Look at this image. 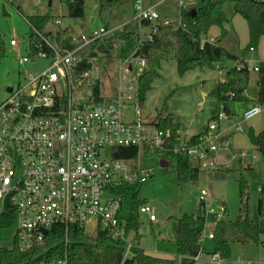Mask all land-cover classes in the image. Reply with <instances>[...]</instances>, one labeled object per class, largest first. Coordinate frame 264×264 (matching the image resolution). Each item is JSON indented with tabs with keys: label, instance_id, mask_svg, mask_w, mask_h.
<instances>
[{
	"label": "built area",
	"instance_id": "obj_1",
	"mask_svg": "<svg viewBox=\"0 0 264 264\" xmlns=\"http://www.w3.org/2000/svg\"><path fill=\"white\" fill-rule=\"evenodd\" d=\"M136 10V20L153 23L152 33L156 32L157 23L170 22L160 19L154 6L144 7L141 0L137 1ZM55 23L61 27V17ZM109 32L100 27L90 33H74L71 47L63 39L42 36L45 48L33 51L29 47V54L20 62L42 58L49 60L50 66L35 75L29 73L24 82L8 88L7 98L0 102V220L13 219L14 244L21 252L42 253L49 231L55 227L64 231V257L34 264H69L66 248L73 226L83 228L88 235H94L101 227L112 240L123 241L124 258L130 256L137 243L129 239L125 224L120 221L123 196L116 189L122 184H143L152 176V169L138 163L142 150L145 154L171 150L187 155L207 172L228 168L210 156L230 144L218 133L217 122L208 123L199 140L191 143L190 138L181 136V129L174 131L143 120L137 102L136 118L123 119V106L139 99V89L133 84L120 86L111 96L101 91L95 95L94 87L99 81L98 48ZM146 38H152L151 32ZM10 44L17 46V39H11ZM249 51L253 53L255 48L250 47ZM130 57L126 58L129 70ZM138 64L145 67L146 61L139 59ZM254 69L259 70L257 65ZM260 112L261 107L254 105L244 112V120ZM226 116V111L221 110L214 119L219 121ZM243 130V126L237 127V131ZM173 138L178 142L168 148ZM117 147H139L140 151L136 158H121L115 156ZM241 156L246 158V152ZM205 194L202 190L199 198L203 211L207 208ZM139 210L155 220L149 204L141 205ZM223 217L224 213H218V219ZM209 237L213 238V233ZM181 259L176 257L177 264ZM214 259L221 258L214 254Z\"/></svg>",
	"mask_w": 264,
	"mask_h": 264
},
{
	"label": "rangeland",
	"instance_id": "obj_2",
	"mask_svg": "<svg viewBox=\"0 0 264 264\" xmlns=\"http://www.w3.org/2000/svg\"><path fill=\"white\" fill-rule=\"evenodd\" d=\"M113 1L109 7L101 8L102 2ZM138 0H85V13L81 18L68 15L67 7L63 0H0V37L5 43V55L0 62V102L7 98V89L24 82L31 73L35 75L47 69L51 62L38 58L35 61L20 62V58L29 54L28 34L30 26L26 16L49 14L50 20L46 32H51L50 37L55 38L60 28L71 26L75 33H90L93 30L105 27L110 32L106 36L114 35L127 25H133L138 16L136 10ZM208 0H141L144 7L157 4L155 11L160 19H169L177 22L181 18L182 10L187 11L192 6H201ZM51 3V5H50ZM223 13L227 20L223 27L228 35L222 43L237 52L248 42V23L240 15L234 13L232 2L224 3L216 14ZM62 19V26L55 23L57 18ZM222 27L214 25L209 30L208 38L219 34ZM140 35L146 38L150 33L149 27H141ZM16 38L17 46H12L10 40ZM120 45L115 46L111 57L103 52H98L99 69L96 78L100 81V91L105 96L116 94L120 86L133 84L139 88V77L145 67L138 64L139 58L130 57L132 68L128 69L127 56L120 53ZM251 87L248 89L249 97L253 96L254 78L258 74L254 66L257 59L254 54L250 57ZM160 77L156 78L147 91L143 100L137 98L125 104L121 110L125 121L135 119V103L141 108V117L146 121H156L159 118L173 115L178 121L181 136L190 138L200 133L211 122H217L218 133L230 140L227 149H220L210 156L226 163L228 168L224 171L226 178L214 180L208 172L200 170L196 180L178 179L176 160L167 153L145 154L142 150L139 156V165L152 169V176L140 186V199L152 207L155 220L151 222L149 215L141 213L138 209L139 228L129 232V239L136 240L145 251L166 257H177V249L173 243L172 221L184 214H196L199 211L200 193L205 191L206 226L202 245L204 253L194 264H264V246L262 244L233 243L231 256L225 260H215L211 253L214 241L208 238L213 233L218 213H224L225 219L235 220L239 214V180L244 177L249 184L250 208L252 216L257 220L258 200L260 190L264 184V162L261 154L252 148L248 132L250 129L259 130L264 126V105L262 113L244 120L245 107L250 101L228 100L226 107L231 113L221 119H212V112L225 107L211 95L215 84L223 78L217 67L195 68L185 73H180L177 61L170 57L163 61L159 67ZM201 103V104H200ZM243 126V131H237L238 126ZM228 135V136H227ZM242 152L247 157L242 158ZM256 157V160H253ZM221 158V159H220ZM165 159L168 166L161 165ZM131 196V191L129 192ZM131 198V197H130ZM130 199L122 205V215L128 216L131 211ZM16 228L14 225L0 227V246L12 248L15 241ZM90 233V231H89ZM92 236V234H89Z\"/></svg>",
	"mask_w": 264,
	"mask_h": 264
},
{
	"label": "trees",
	"instance_id": "obj_3",
	"mask_svg": "<svg viewBox=\"0 0 264 264\" xmlns=\"http://www.w3.org/2000/svg\"><path fill=\"white\" fill-rule=\"evenodd\" d=\"M70 17L81 18L85 13V0H63ZM227 2H232L235 13L242 16L248 23L249 42L246 49L256 47L260 38L264 36V0H208L205 4L194 8L192 11L182 10L181 18L177 22L157 23V30L152 33L153 23L149 20H136L133 25H127L123 30L101 42L98 52L111 57L115 46L120 45L122 56H134L139 53V59L146 61L144 71L139 77L138 97L143 100L147 91L151 89L153 81L160 77L159 67L161 63L170 57L177 61L178 71L185 73L195 68H215L222 72L223 80H219L211 91V95L219 103L226 105L230 99L246 101V91L250 83V70L247 59L225 48L221 41L227 35L222 28L217 40L210 41L207 37L209 30L214 25L223 26L227 20L223 13L216 14L218 9ZM113 1L102 2L101 8L109 7ZM30 26L28 34L29 47L37 51L45 48L43 37H50L51 32H46L50 20L49 14L26 16ZM141 27H149L152 38H142ZM75 32L71 27L60 28L56 38L63 39L67 47H71L70 40ZM44 45V46H43ZM5 55V43L0 37V62ZM258 103L264 105V62L258 65ZM100 92V83L95 85L96 96ZM216 116V115H215ZM215 116L211 117L212 119ZM161 127H169L174 131L180 129V124L175 121L173 115L159 118L156 121ZM201 132L190 137L191 143L199 140ZM249 140L254 148L261 154L264 162V131L256 132L250 129ZM178 141L173 138L168 148H173ZM139 147H117L115 156L121 158H136ZM158 151L157 153H159ZM176 160L178 179L196 180L200 169L187 155L175 154L173 151L164 152ZM165 160V159H163ZM142 184H122L116 189V193L123 196V203L131 200V211L127 217L120 212V221L125 224L127 233L137 231L139 228L138 209L145 204L139 191ZM262 194L258 200L259 219H254L250 208L249 184L244 177L239 180V214L235 220H227L225 217L218 219L213 232L214 251L225 260L231 256L233 243H256L264 246V184ZM131 191V198L129 192ZM199 205L196 214H184L180 218H173L172 231L173 243L177 249V256L182 257L180 264H194L202 251V238L204 236L206 218ZM224 213L226 209L224 208ZM13 225V219H1L0 226ZM64 231L61 227H55L49 231L43 245L42 253L36 251L21 252L14 244L12 248L0 246V264H34L40 260L53 262L64 257L65 247L62 243ZM69 243L67 245V257L69 264H177L175 259H163L147 254L145 250L136 245L130 256L124 258L125 243L120 240H112L107 231L98 228L97 232L89 236L78 226L70 228ZM39 255V256H38ZM37 256V257H36Z\"/></svg>",
	"mask_w": 264,
	"mask_h": 264
},
{
	"label": "crops",
	"instance_id": "obj_4",
	"mask_svg": "<svg viewBox=\"0 0 264 264\" xmlns=\"http://www.w3.org/2000/svg\"><path fill=\"white\" fill-rule=\"evenodd\" d=\"M50 5H51V3H50ZM151 6H154V8H156L157 7V4H153V5H151ZM196 7H199V6H192L190 9H188L187 11H192L194 8H196ZM234 13H235V11H234ZM235 14H237V13H235ZM237 15H239V14H237ZM69 27H71V26H69ZM222 28H224L223 26H221ZM72 28V27H71ZM73 29V28H72ZM225 29V28H224ZM222 30V29H221ZM226 30V29H225ZM227 31V30H226ZM220 33H221V31H220ZM220 33L219 34H216V36L215 37H212V38H209L210 40H217L218 38H219V36H220ZM113 35V34H112ZM112 35H110V36H112ZM227 35H228V31H227ZM226 35V36H227ZM109 36V37H110ZM225 36V37H226ZM224 37V38H225ZM108 38V37H107ZM107 38H106V40H107ZM223 38V39H224ZM222 39V40H223ZM106 42V41H105ZM248 42H249V27H248ZM248 42H247V44H248ZM221 44L225 47V48H227L229 51H231V52H233V53H235V54H237L238 56H240L241 58H245V59H249L251 56H252V54H254L255 55V57H256V59H257V66L260 64V63H262V62H264V36L263 37H261L260 38V41H259V43H258V45L255 47V51L253 52V53H251L250 51H249V49H246V46H247V44L245 45V47H243L240 51H237V52H235V51H233V50H231L230 48H228L227 46H225L223 43H222V41H221ZM258 72V71H257ZM258 78H259V75L257 74L256 75V77L254 78V92H253V96L252 97H249V94H248V89L251 87V78H250V83H249V86H248V89H247V91H246V96H247V100L248 101H250L249 103H248V105L245 107V109L244 110H247V109H249L250 107H252V106H254V105H259L260 103H258V90H259V82H258ZM221 80H223V78L221 79ZM261 107V106H260ZM221 110H225L226 112L228 111V115L231 113V109H229L228 107H226V105H225V107H223V109L222 108H219L218 109V111H213L212 112V117L213 116H215L216 114H217V112H219V111H221ZM262 111H263V109L261 108V112L260 113H262ZM259 115V114H258ZM263 123H264V121H263ZM253 130H255V129H253ZM256 132H260V131H264V126H263V128L262 129H259V130H255ZM202 132V131H201ZM199 134V133H198ZM197 135V134H196ZM194 136V135H193ZM228 136V135H227ZM192 137V136H191ZM250 141V140H249ZM250 145L252 146V148L254 149V150H256L255 148H254V146L251 144V142H250ZM217 159V158H216ZM221 159V158H220ZM218 161H220V160H218ZM226 170V169H225ZM224 170V171H225ZM262 188V187H261ZM261 191H262V189H261ZM225 217V216H224ZM255 219V218H254ZM150 220V219H149ZM151 221V220H150ZM151 222H153V221H151ZM215 228V227H214ZM173 232V231H172ZM214 232V231H213ZM211 234V233H210ZM173 237V240H174V236H172ZM208 238L209 239H212L213 240V238H210L209 237V234H208ZM263 239H264V237H263ZM133 240H135L136 241V243H137V245L139 246V247H141L140 246V244H139V242L136 240V238L135 239H133ZM250 244V243H249ZM142 248V247H141ZM144 249V248H143ZM145 250V249H144ZM204 248H203V246H202V251L200 252V254L198 255V257L196 258V260L204 253ZM213 251H214V248H213ZM213 251L211 252V253H213ZM147 254H150V255H152V256H156V257H160V258H163V259H175L176 257H164V256H157V255H153V254H151V253H149V252H147V251H145ZM177 252V251H176ZM196 262V261H195Z\"/></svg>",
	"mask_w": 264,
	"mask_h": 264
},
{
	"label": "water",
	"instance_id": "obj_5",
	"mask_svg": "<svg viewBox=\"0 0 264 264\" xmlns=\"http://www.w3.org/2000/svg\"><path fill=\"white\" fill-rule=\"evenodd\" d=\"M139 55V53L137 52L133 57L134 58H137ZM131 68V67H130ZM228 114V111L226 112ZM161 165L166 167L168 166V162L166 160H161ZM208 176L211 178V179H214V180H221V179H225L226 178V173L224 171H215V172H212V171H209L208 172ZM43 232L46 233V230H43Z\"/></svg>",
	"mask_w": 264,
	"mask_h": 264
}]
</instances>
